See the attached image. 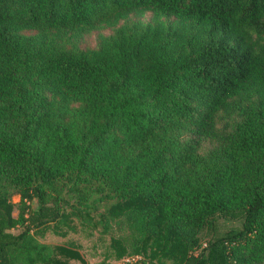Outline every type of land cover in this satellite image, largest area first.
Instances as JSON below:
<instances>
[{"label":"trees","instance_id":"trees-1","mask_svg":"<svg viewBox=\"0 0 264 264\" xmlns=\"http://www.w3.org/2000/svg\"><path fill=\"white\" fill-rule=\"evenodd\" d=\"M78 224L264 264V0H0V264H89L38 237Z\"/></svg>","mask_w":264,"mask_h":264},{"label":"rangeland","instance_id":"rangeland-1","mask_svg":"<svg viewBox=\"0 0 264 264\" xmlns=\"http://www.w3.org/2000/svg\"><path fill=\"white\" fill-rule=\"evenodd\" d=\"M144 19L148 20L149 15H147ZM88 41L94 44L96 41L95 35L93 34L91 37H89ZM19 199V195L15 194L13 196L14 202H19ZM17 212L18 209L16 208L14 213L17 214ZM221 221V231L228 230L230 228H240V223L238 221ZM61 228L62 230H67V233L62 235L57 231L55 232L53 229H48L43 237H38L40 240L51 244L63 243L76 245L89 264H94L95 262L102 259L104 247L109 240V234H105L104 238L101 237V235H103L101 232V227L91 229V227L78 224L75 229H69L67 226H62ZM113 230H116V227H114ZM139 257L141 256H138V258Z\"/></svg>","mask_w":264,"mask_h":264},{"label":"built area","instance_id":"built-area-1","mask_svg":"<svg viewBox=\"0 0 264 264\" xmlns=\"http://www.w3.org/2000/svg\"><path fill=\"white\" fill-rule=\"evenodd\" d=\"M137 259H138L137 255H135V256H125L122 259L113 261L110 264H124L125 262H131V261H135Z\"/></svg>","mask_w":264,"mask_h":264}]
</instances>
